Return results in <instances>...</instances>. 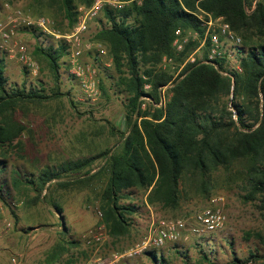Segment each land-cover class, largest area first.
<instances>
[{
    "label": "rangeland",
    "instance_id": "rangeland-1",
    "mask_svg": "<svg viewBox=\"0 0 264 264\" xmlns=\"http://www.w3.org/2000/svg\"><path fill=\"white\" fill-rule=\"evenodd\" d=\"M97 1L88 5L73 0L75 20L72 23L61 0H0V24L11 31L9 47H0L5 87L9 92L39 91L47 96L36 103H20L15 108L12 120L20 123L23 130L13 142L0 147V264H8L13 257L31 259L30 264H39V259H106L104 264L114 259H121L115 264H232L235 260L264 264V194L257 193L252 199L247 196L249 178L245 162L235 161L214 171L207 195L199 193L200 188L183 184L186 194L174 211L147 204L145 192L132 189V194L120 203L135 205L137 213L128 215V232L120 237L110 235L102 220L107 158L95 160L80 172H61L62 167L106 150L117 152L122 137L129 131L125 118L129 99L127 82L115 69L107 45L94 38L98 31L110 26L104 14L106 6L102 4L92 18L88 14L86 29L78 34L80 43L72 46L75 39L72 35ZM116 1L123 3L122 6L129 4ZM39 19L46 21L47 31L34 24ZM26 21L33 24L28 25ZM236 35L246 50L264 44V38L259 36L247 41ZM200 37L193 39L196 46L185 58L173 50V55L168 57L172 62L163 66L161 60L155 69L168 72L174 78L191 55L195 61L208 60L209 50L199 48ZM19 44L25 46L27 57L36 67L35 74L19 61L18 54L9 52L16 51L14 47ZM61 45L66 49L58 61L55 78L38 49H58ZM77 49L81 51L83 65H91L96 70L98 93L94 101L69 72L71 51ZM227 60L215 59L210 64L220 62L221 69L229 75L241 73L239 55ZM234 65H239L240 71L230 68ZM140 73L143 86L149 85L150 79L143 71ZM171 85L160 90L166 101ZM142 90L144 97L140 103H145L142 111L153 113L163 108L150 96L152 87ZM46 171L59 175L42 187L41 177ZM217 195L224 197L227 216L221 231L207 238L185 232L178 242L150 250L152 255L148 251L133 252L147 236L153 221L183 219L190 224L194 215ZM56 206L60 211L57 212ZM250 254L256 257L251 258Z\"/></svg>",
    "mask_w": 264,
    "mask_h": 264
},
{
    "label": "trees",
    "instance_id": "trees-1",
    "mask_svg": "<svg viewBox=\"0 0 264 264\" xmlns=\"http://www.w3.org/2000/svg\"><path fill=\"white\" fill-rule=\"evenodd\" d=\"M80 1L88 5L94 2ZM120 1L129 4L119 10L106 9L104 14L110 26L98 31L94 38L107 45L115 69L127 82L128 134L122 137L117 152L106 150L62 167L61 172H80L95 160L107 158L104 171L108 180L102 192L101 213L103 223L114 237L127 234V217L137 213L135 205L120 203L132 194V189L145 192L147 204L174 211L186 194L183 184L200 188L199 193L207 195L214 171L242 161L248 169L247 196L252 199L257 193L264 194V44L247 50L240 47L242 71L229 76L221 75L212 63L200 61L188 63L174 80L168 72L155 69L163 57L173 55L176 29L203 35L199 14L223 18L244 40L264 38V0ZM61 2L73 23V0ZM195 46L191 41L181 58ZM65 49L62 45L58 49H38L55 78ZM141 71L150 79L154 103L160 100V90L172 84L165 105L153 113L141 109L140 99L144 96ZM5 83L0 66V147L13 142L23 130L20 123L12 120L15 108L20 103L47 98L39 91L9 92ZM58 175L46 171L41 186ZM146 253L152 255L151 251ZM232 264L245 263L235 260Z\"/></svg>",
    "mask_w": 264,
    "mask_h": 264
},
{
    "label": "built area",
    "instance_id": "built-area-1",
    "mask_svg": "<svg viewBox=\"0 0 264 264\" xmlns=\"http://www.w3.org/2000/svg\"><path fill=\"white\" fill-rule=\"evenodd\" d=\"M102 4L106 6L109 10L120 9L123 6V3L116 0H98L88 11V13L83 16L82 22L77 27V31L72 36L75 37L72 46L75 47L79 45L78 34L86 29L85 20L88 18V14L91 15V18L97 13L98 10L102 7ZM19 14V12H18ZM198 19L202 22V28L204 30L203 35L200 37L199 32L193 31L191 33L188 30L176 29L174 31V39L172 42V49L178 53H182L187 45L193 41L194 38L200 37V47H206L209 50L208 60L200 61L204 63H210L211 60L223 59V58H233L239 55V48L242 47V40L236 33L231 30L230 26L224 22L223 18H213L209 14H199L197 15ZM25 21V20H24ZM13 22V21H12ZM28 25L33 24V21H26ZM40 29L47 31L46 21L44 19H39L36 23ZM49 32V31H48ZM70 37V36H69ZM68 43L72 40L68 38ZM11 41V31L7 26L0 24V47L3 46L9 47V42ZM2 42V45H1ZM100 47V45H98ZM15 50L13 51L18 54L19 61L24 64L28 70L33 74L36 73V67L34 63L27 57L25 46L22 44L15 45ZM75 49V48H74ZM101 54H104L103 51H100ZM81 51L79 49L71 51L70 60H69V72L79 81L81 87L84 88V93L91 100H95L98 93V79L96 78V70L91 65L85 66L80 59ZM191 55L188 59L185 60L183 65L177 71L172 80L178 77L179 73L182 71L184 66L188 63H195L196 59ZM218 61V60H216ZM228 61V60H227ZM163 66L167 63H171L172 59L164 57L162 59ZM220 63V62H219ZM213 64L216 69H219V72L223 76H229L227 71H223L220 67V64ZM236 71H240L239 65H234L230 67ZM221 69V70H220ZM171 84V82L169 83ZM149 85H144L143 88H150ZM165 88V87H164ZM167 88V87H166ZM144 97V96H143ZM142 98V97H141ZM150 101L147 97L145 98ZM166 100L163 95L160 93L159 105L164 106ZM145 103L141 104V109L144 110ZM227 221V216L224 212V197L222 195L214 196L210 199L208 206L204 207L202 210L198 211L194 217L192 223H187L183 219H162L153 221L148 230V234L145 239L142 241L141 245L138 246L134 253L141 251H150L155 249H160L166 246L167 244H173L178 242L182 235L186 234L195 236L197 238H207L213 234L221 231ZM9 264H21V259L13 257L10 259Z\"/></svg>",
    "mask_w": 264,
    "mask_h": 264
},
{
    "label": "crops",
    "instance_id": "crops-1",
    "mask_svg": "<svg viewBox=\"0 0 264 264\" xmlns=\"http://www.w3.org/2000/svg\"><path fill=\"white\" fill-rule=\"evenodd\" d=\"M144 202L146 200L144 199ZM33 260V259H32ZM121 259L111 260L108 264H115ZM31 259H22V264H30ZM106 259H39V264H104ZM10 263V259L8 264Z\"/></svg>",
    "mask_w": 264,
    "mask_h": 264
}]
</instances>
